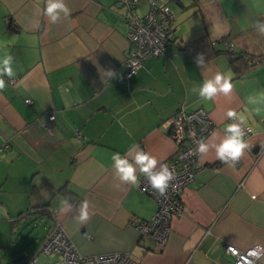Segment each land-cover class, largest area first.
I'll return each mask as SVG.
<instances>
[{
  "label": "crops",
  "instance_id": "0c3cea01",
  "mask_svg": "<svg viewBox=\"0 0 264 264\" xmlns=\"http://www.w3.org/2000/svg\"><path fill=\"white\" fill-rule=\"evenodd\" d=\"M150 1L140 0L135 12L144 14ZM65 3L70 15L51 24L42 14L45 0H0V58L11 54L16 73L4 76L0 92V202L9 217L46 210V234L60 222L80 254L128 251L136 264H233L226 243L264 245V115H254L247 100L264 90V59L236 75L230 55L215 52L226 47L223 37L235 50L264 54V35L253 27L264 19V0H191L198 29L179 34L174 24V41L129 78L123 65L128 20L120 0ZM198 53L204 67L196 63ZM109 69L116 78L104 75ZM217 72L232 77L233 92L202 100L200 85ZM180 106L206 110L215 123L209 145L223 136L229 109L246 116L252 131L235 166L221 163L211 148L198 158L194 179L181 191L183 209L158 245L136 226L157 210L154 197L139 190L143 174L137 172L135 185L121 183L111 156L119 152L133 162L139 145L162 163L177 148L168 130ZM44 112L55 115L51 133ZM61 199L71 211H60ZM84 200L90 219L81 224L75 217ZM257 264H264V254Z\"/></svg>",
  "mask_w": 264,
  "mask_h": 264
},
{
  "label": "built area",
  "instance_id": "2783aa9c",
  "mask_svg": "<svg viewBox=\"0 0 264 264\" xmlns=\"http://www.w3.org/2000/svg\"><path fill=\"white\" fill-rule=\"evenodd\" d=\"M120 2L126 9L125 16L128 20L129 48L123 65L124 76L129 78L136 73L146 58L161 55L170 44L174 34L175 15L167 3L158 0H151L144 14L135 12L139 0H120ZM10 82L13 80L10 79ZM25 102L31 103V99L26 98ZM42 117L46 119L45 130L51 133L54 113L44 112ZM214 128L215 123L202 107L186 111L183 106H180L173 114L169 120L168 134L177 148L162 163L168 165L174 173V179L169 182L166 193L161 195L151 188L146 191L148 177L144 174L141 176L139 190L153 196L157 203V210L152 217L136 219V226L142 236H152L158 245L166 243L170 234L171 218L183 209L181 191L195 177L196 162L200 157L196 153L197 142L201 137L206 140ZM245 128L251 129L248 126ZM257 245L262 248L261 255L264 254V245L261 243L246 248L226 243L224 250L232 258L233 264H246L247 259H253L247 257V253ZM38 252L46 255L55 253L59 256L58 260L50 264H136L128 251L80 254L60 222H55L51 226L42 239ZM35 260V256H29L25 264H35ZM257 263L258 260H254V264Z\"/></svg>",
  "mask_w": 264,
  "mask_h": 264
},
{
  "label": "clouds",
  "instance_id": "9594fccd",
  "mask_svg": "<svg viewBox=\"0 0 264 264\" xmlns=\"http://www.w3.org/2000/svg\"><path fill=\"white\" fill-rule=\"evenodd\" d=\"M258 6V5H257ZM71 10L65 3V0H45V6L42 10L43 16L47 17L51 24L57 23L61 15L67 17ZM33 27H38V21H32ZM254 29L260 34L264 35V19L256 20L253 24ZM13 56L5 52L3 58H0V92L6 88L4 76L14 77L16 75L12 62ZM196 63L200 67L205 66V58L202 53L196 56ZM104 75L108 77H117V73L109 69ZM196 91V89H192ZM233 92L232 77L224 73L217 72L213 77L205 79L199 87L198 96L205 101H212L219 95L229 96ZM248 103L254 105L249 109L254 115H264V90L256 91L247 97ZM226 117L230 121L224 126L223 136L219 138V142L209 145L203 137L197 142L196 153L200 156L206 155L210 148L214 149L216 158L230 167L235 166L239 162L244 152L249 147V143L245 138L251 129L245 128L247 117L238 113L234 109H229L226 112ZM215 135V133L213 134ZM137 149L133 157V162H130L127 155L122 156L119 152L113 153L111 160L113 162L114 176L125 184L135 185L138 182L137 172L142 173L148 177V185L145 186L147 191L149 188L157 190L161 195L165 194L169 182L174 179V173L169 169L167 164L160 163L150 153L140 149L139 145H134ZM157 164L160 168L157 171ZM60 211L63 213L72 210V205L67 199L60 200ZM90 219V204L89 201L84 200L78 207V216L75 220L81 224L87 223ZM262 248L257 245L250 249L246 264H254V260L261 258Z\"/></svg>",
  "mask_w": 264,
  "mask_h": 264
},
{
  "label": "rangeland",
  "instance_id": "374dc122",
  "mask_svg": "<svg viewBox=\"0 0 264 264\" xmlns=\"http://www.w3.org/2000/svg\"><path fill=\"white\" fill-rule=\"evenodd\" d=\"M164 1L175 14L174 24L178 27L179 34H182L180 31L185 27L195 26L197 28L199 26L200 15L196 5L191 4V0ZM9 216L8 210L0 202V264H21L23 257L29 255L35 256V264H50L58 260L59 256L55 253L46 255L38 252L51 221L48 217L28 215L21 223L14 226L12 232Z\"/></svg>",
  "mask_w": 264,
  "mask_h": 264
},
{
  "label": "trees",
  "instance_id": "16d2710c",
  "mask_svg": "<svg viewBox=\"0 0 264 264\" xmlns=\"http://www.w3.org/2000/svg\"><path fill=\"white\" fill-rule=\"evenodd\" d=\"M9 22H10V19H9ZM9 25L11 26V23ZM174 39H175V33L173 34L170 44L174 41ZM219 39L221 42H224L226 44L225 45L226 47L216 49L215 52L216 53L226 52L230 55V58H229L230 64L236 75L241 74L242 72L255 66L262 59H264V54L252 53L250 51H247L246 49H241V48L239 50H235L233 47V43L229 41L227 38L222 37ZM47 213L48 212H46V210H43V209H40V210L39 209L38 210L29 209L25 211L24 213L21 212L15 218H11L10 220L11 231L13 232L15 228L14 226L21 223L23 219L27 218L28 215L34 214L35 216L37 214V216H39V215H44V214L47 215ZM28 257L29 256L23 257L21 264H25Z\"/></svg>",
  "mask_w": 264,
  "mask_h": 264
}]
</instances>
